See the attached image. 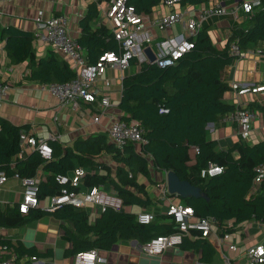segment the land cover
Wrapping results in <instances>:
<instances>
[{"label":"trees","instance_id":"obj_1","mask_svg":"<svg viewBox=\"0 0 264 264\" xmlns=\"http://www.w3.org/2000/svg\"><path fill=\"white\" fill-rule=\"evenodd\" d=\"M161 1L127 0L137 12L144 14L150 13ZM206 1L181 0L180 3L183 6H197ZM96 15V6H90L81 21V36L77 40L87 50L88 64L95 63L103 53L117 50L116 41L107 30L91 32L90 22ZM208 31V25L203 26L202 23L190 38L192 49L173 66L159 68L153 63L142 64L135 74L123 78L118 109L122 113L121 120L136 121L144 127V142L140 146L129 144L117 148L107 145L102 136H97L84 142L76 141L74 150L80 152L77 155L70 148L63 151L57 143L47 141L52 155L46 160L45 169L50 171V175L38 184V198L60 192L61 186L55 181V176L72 170L75 157L81 166L93 168L97 165L94 156H98L102 150H108L114 152L117 164V182L111 180L110 184L121 198L123 206L143 202L127 188L134 187L137 192H143L135 182L138 174L149 176V156L154 169L172 171L180 180H186L198 188V198L187 197L181 202L190 206L197 217L210 218L214 227L230 229L248 221H264V182L254 194H250L254 169L264 163V139L252 145L239 139L231 150L225 152L218 150L217 142L208 138L206 129L209 123H215L218 118L234 111L233 106L222 100L224 93L230 90L223 78V71L237 59L231 53V46L235 45L240 52L264 48V0L248 16L244 27L230 28L222 48L213 44ZM1 38L6 40L4 48L12 63L28 62L31 79L47 84L68 82L75 78L67 61L58 60L54 55L46 60L34 61L31 33L14 27L2 28ZM161 109L166 112H160ZM248 109L264 113V104H250ZM27 131L25 126H16L0 118V171L7 176L14 173L21 176L31 174L27 164L23 167L15 161L11 167L12 159L21 152L22 136ZM190 147L198 149L193 164L188 163ZM234 151L236 157L232 156ZM28 160L35 165L42 158L35 151ZM209 163L221 166L222 174L201 178L200 170ZM104 180L89 175L88 188L97 187ZM47 214L43 210L29 209L27 218L18 220L16 225ZM51 215L56 219L69 220L73 225V230L67 231L71 244L70 255L92 249H109L118 240L135 239L145 244L159 236L152 231L155 219L147 225H141L135 221L134 214L123 209L115 211L107 208L92 223L88 222L83 209L70 205L59 207ZM227 223L231 226L226 227ZM174 231L173 222L166 226V234ZM190 233L191 236L193 233L199 234L195 231ZM188 236L183 239V247L201 248L202 260L210 257L213 250L209 243L200 238L188 240ZM5 245L12 246L16 263L22 254L33 257L38 254L0 239V246Z\"/></svg>","mask_w":264,"mask_h":264},{"label":"crops","instance_id":"obj_2","mask_svg":"<svg viewBox=\"0 0 264 264\" xmlns=\"http://www.w3.org/2000/svg\"><path fill=\"white\" fill-rule=\"evenodd\" d=\"M245 1L250 0H207L197 6H183L178 3L170 9L160 4L151 9L148 15L151 17L159 16L169 11H180L188 7L196 9L199 6L207 7L212 4L230 8ZM104 4L105 0H0V29L14 27L33 35L38 20L51 16H63L66 19L69 35L77 41L81 36V21L92 5L96 6L97 15L90 22L91 32L102 29L110 33V27L101 12ZM240 13L237 18L213 16L203 22V26L208 25L209 37L216 47L222 48L225 45L230 28L246 25L248 15ZM190 16L195 15L191 13ZM190 16L189 18L185 17L183 23L173 26L167 32L168 41L174 37H186L188 35L186 23ZM166 35L160 34L158 36L155 40V48L156 44L166 41ZM5 42V39H0V81L8 85V90L5 98L0 101V118L16 126L27 127L26 135L55 142L63 151L66 148L74 150L76 141L84 142L97 136H102L107 145H113L107 136V128L113 120L121 119L122 113L118 109V104L122 80L139 70L134 62H131L129 68L125 70L108 68L103 77L109 80V87L103 85L102 79L97 81L98 97L107 95L112 106L107 108L105 114H102L99 120L95 122L93 117L99 114L97 103L79 102L77 109L70 106L61 107L54 97L41 89L43 83L31 79L27 61L20 64L11 62L4 48ZM32 48L34 50L33 59L36 62L46 60L50 55L66 62L64 56L49 46L37 42L34 36ZM82 49L86 59L87 50L83 47ZM152 50L156 51L150 45V51ZM258 51L261 53L258 54ZM263 53L264 48L257 47L248 50L245 57L237 58L232 65L224 69L223 78L225 82L228 85L231 82L264 85ZM71 70L76 75L72 68ZM222 100L234 108L239 105V102L242 106L249 107L250 104L263 105L264 94L237 97L230 89L224 93ZM255 113L257 116L253 122L250 139L247 141L249 145L264 139V113L260 111H255ZM206 129L208 138L217 142L218 150L225 152L231 150L239 140L236 124L225 121L223 117L218 118L215 123H209ZM34 152V149L21 142V152L12 159L11 167L15 161L23 167L27 164L31 168V174L28 177L35 179L40 184L50 175V171L45 169L46 160L41 156V162L35 165L29 162L28 158ZM74 153L80 155L79 151L74 150ZM189 156L188 163L193 164L195 159L193 147L189 149ZM232 156L236 157L237 153L232 152ZM147 158L149 176L145 177L138 174L135 182L142 188L143 192H137L134 187L127 188L131 194L143 202L124 205L123 211L134 214L135 221L136 215L140 212L153 213L155 225L152 231L161 236L166 234V226L172 223L171 218L166 215L168 203L181 202L182 199L176 195H171L167 190L166 176L169 171L154 169L151 158L149 156ZM94 162L97 165L91 168L81 166L78 159L74 158V168L64 175L71 177L77 168H81L85 172L74 191L81 194L88 190L87 179L91 175L99 179L105 178L104 183L97 187L106 192H116L110 184L111 180L117 182V164L114 159V152L102 150L98 156H94ZM22 193L23 187L20 180L13 177L12 174L8 175L6 182L0 186V239L9 241L11 245L20 246L23 250H34L38 253L34 257L35 260H32L33 256L22 254L15 263L73 264L74 255L68 253L71 244L67 235V231L73 230L71 221L56 219L49 213L38 219L16 225L18 220L25 219L28 215L18 211ZM49 197L51 196L40 198V203L47 204ZM81 209L85 211L89 223L94 222L102 213L100 209L92 205H87ZM229 226L231 224L227 223L226 227ZM212 229L213 232L209 238H202L195 233L193 236L190 233L187 238L192 241L196 238L204 239L211 245L213 251L210 257L207 256L204 260H202L201 248H187L183 247L182 244L166 249L159 256L150 257L142 253L143 243L131 239L118 240L109 249H95L98 255L104 259V261L96 264H245L244 254L248 248L258 244L264 246V221H248L230 229H220L212 225ZM8 257V252L2 251L0 246V260Z\"/></svg>","mask_w":264,"mask_h":264},{"label":"built area","instance_id":"obj_3","mask_svg":"<svg viewBox=\"0 0 264 264\" xmlns=\"http://www.w3.org/2000/svg\"><path fill=\"white\" fill-rule=\"evenodd\" d=\"M180 2L181 0H162L161 5L170 9ZM261 2L262 0H250L238 3L230 8L221 7L218 4L207 7L199 6L196 9L188 7L180 11H169L151 17L148 14L137 12L135 7L129 4L127 0H105L101 12L110 27V33L116 41L117 50L103 53L93 64L87 63L82 47L69 35L65 17L51 16L40 19L35 25L34 39L64 56L76 73L75 78L68 82L43 83L41 89L54 97L61 107L70 106L77 109L79 102L97 103L99 114L93 117V120L97 122L99 117L105 114L107 108L112 106L107 95L98 97L96 89V83L100 79L103 80L102 83L105 87L110 86L109 80L103 77L108 68L125 70L129 68L131 62H134L138 67L149 63H153L159 68L173 66L180 57L192 49L193 43L190 38L194 36L205 20L213 16L237 18L240 12L250 16L261 6ZM191 13L195 16L191 17ZM189 16L190 19L186 23L188 35L186 37H174L168 41L167 32L173 26L183 23L185 17L189 18ZM160 34L166 35V41L156 44V51H151L154 56V60L151 62L146 49H150V44ZM231 53L238 59L246 56V52H240L235 45L231 46ZM257 53L261 52L258 51ZM229 86L237 97L249 94H264V85L231 82ZM7 90L8 85L0 81V101L5 98ZM160 112H166V110L161 109ZM256 116L254 111L242 106L239 102L234 111L223 116V119L235 123L238 138L247 142L250 139ZM144 131V127L136 121L127 122L115 119L107 128V136L117 148H123L129 144L140 146L144 142ZM22 142L34 149L43 159L48 160L51 158V147L46 140L23 135ZM194 152L198 153V149L195 148ZM222 172L221 166L209 163L200 170V177H214L222 174ZM254 172L251 194L255 193L259 185L264 182V163L255 167ZM84 174L85 172L81 168L75 169L71 177L57 174L55 181L61 186L60 192L49 197L47 204H41L38 198L37 181L28 176L14 173L13 177L19 179L23 187L18 211L21 214H26L29 209L39 208L52 213L64 205L79 209L92 205L100 211L107 208L115 211L123 209V202L115 192H106L99 187H91L81 194L72 190L71 188L74 189L79 185ZM7 178L5 172L0 171V186L6 182ZM166 215L171 218L175 231L147 241L141 247L142 253L147 256H159L166 249L180 246L184 237L192 231L198 232L202 238H209L213 232L210 218L197 217L194 210L182 202H169ZM153 220L154 215L150 212L143 211L136 215V221L141 225H147ZM232 249H235V247H232ZM1 250L8 252L9 257L1 259L0 264H16V255L12 248L5 245L1 246ZM244 258L246 259L245 264H264V246L258 244L248 248L245 251ZM32 260H35V258L33 257ZM102 261L104 259L98 255L95 249L77 253L73 257V264H96Z\"/></svg>","mask_w":264,"mask_h":264},{"label":"water","instance_id":"obj_4","mask_svg":"<svg viewBox=\"0 0 264 264\" xmlns=\"http://www.w3.org/2000/svg\"><path fill=\"white\" fill-rule=\"evenodd\" d=\"M146 52L149 56L150 61L154 60V56L150 49L147 48ZM167 190L171 195H176L181 199L187 197L198 198L200 196L197 187L191 185L186 180H180L172 171H169L166 176Z\"/></svg>","mask_w":264,"mask_h":264},{"label":"rangeland","instance_id":"obj_5","mask_svg":"<svg viewBox=\"0 0 264 264\" xmlns=\"http://www.w3.org/2000/svg\"><path fill=\"white\" fill-rule=\"evenodd\" d=\"M240 14H241V13H240ZM155 43H156V42L153 41V42L150 44V45L153 47V49H156V48H155Z\"/></svg>","mask_w":264,"mask_h":264}]
</instances>
